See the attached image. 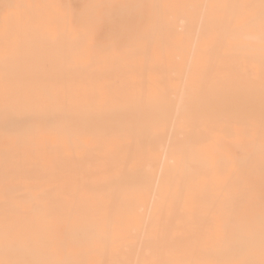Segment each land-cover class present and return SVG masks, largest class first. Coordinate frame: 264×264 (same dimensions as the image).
I'll return each mask as SVG.
<instances>
[{"label":"bare ground","instance_id":"bare-ground-1","mask_svg":"<svg viewBox=\"0 0 264 264\" xmlns=\"http://www.w3.org/2000/svg\"><path fill=\"white\" fill-rule=\"evenodd\" d=\"M0 264H264V0H0Z\"/></svg>","mask_w":264,"mask_h":264}]
</instances>
